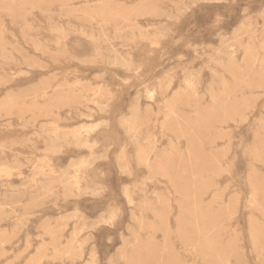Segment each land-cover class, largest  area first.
Listing matches in <instances>:
<instances>
[{"label": "rangeland", "instance_id": "1", "mask_svg": "<svg viewBox=\"0 0 264 264\" xmlns=\"http://www.w3.org/2000/svg\"><path fill=\"white\" fill-rule=\"evenodd\" d=\"M0 264H264V0H0Z\"/></svg>", "mask_w": 264, "mask_h": 264}, {"label": "snow or ice", "instance_id": "2", "mask_svg": "<svg viewBox=\"0 0 264 264\" xmlns=\"http://www.w3.org/2000/svg\"><path fill=\"white\" fill-rule=\"evenodd\" d=\"M221 22V17H217L216 23H220ZM117 213L115 210H112L110 215H106V217L101 218V223L102 224H111L113 222V220L115 219Z\"/></svg>", "mask_w": 264, "mask_h": 264}, {"label": "bare ground", "instance_id": "3", "mask_svg": "<svg viewBox=\"0 0 264 264\" xmlns=\"http://www.w3.org/2000/svg\"><path fill=\"white\" fill-rule=\"evenodd\" d=\"M128 65V64H127ZM86 130V129H85Z\"/></svg>", "mask_w": 264, "mask_h": 264}]
</instances>
